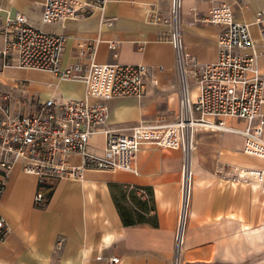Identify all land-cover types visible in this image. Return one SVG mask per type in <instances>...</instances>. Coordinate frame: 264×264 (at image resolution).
I'll return each mask as SVG.
<instances>
[{"label": "crops", "instance_id": "obj_1", "mask_svg": "<svg viewBox=\"0 0 264 264\" xmlns=\"http://www.w3.org/2000/svg\"><path fill=\"white\" fill-rule=\"evenodd\" d=\"M43 2L0 0V5L26 15L35 27L67 37L62 68L87 63L78 43L94 38L99 39L94 61L147 67L142 97L105 100L109 115L103 128L127 134L138 123L174 117L180 80L170 26L164 22L170 17L171 0H108L102 14L95 9L53 25L40 23ZM223 3L230 5L237 22L256 29L250 30L255 50L264 53L254 22L264 0H181L184 52L200 63L216 61L223 27L204 19ZM109 41L119 42L115 50L108 48ZM0 83L27 94L25 102L34 101L31 95L42 90L45 99L84 96L81 82L62 80L48 70L5 68ZM189 93L194 98L195 87ZM194 143L180 264H264V186L235 181L230 172L233 166L264 169V159L244 154L242 138L234 133L199 129ZM104 147L105 136L99 131L89 139L87 152L100 155ZM70 160L78 163L79 157ZM181 167L178 147L149 141L140 142L132 171L85 169L79 180L60 178L41 185L34 174L15 165L0 197V218L8 229L0 240V264H109L111 257L118 258L115 264H172ZM39 192L43 206L34 203ZM113 195L132 210L135 224L123 225Z\"/></svg>", "mask_w": 264, "mask_h": 264}, {"label": "built area", "instance_id": "obj_2", "mask_svg": "<svg viewBox=\"0 0 264 264\" xmlns=\"http://www.w3.org/2000/svg\"><path fill=\"white\" fill-rule=\"evenodd\" d=\"M107 2L44 0L40 23L53 25L67 17L87 16L95 9L102 14ZM180 4L181 0H171L170 17L164 19L170 26V43L175 51L180 80L175 115L171 120L138 123L127 134L103 128L109 115L105 100L142 97L147 67L94 61L95 46L99 42L94 38L78 43L80 55L88 58L87 63L77 62L62 68L61 55L67 37L35 27L26 15L0 5V70H48L62 80L79 81L84 86V96L80 99L50 97L42 102L20 99L15 104L12 92L16 87H4L0 83V197L15 165L25 173L34 174L42 185L60 178L79 180L85 169L132 171L141 141L161 147H178L182 152L180 211L172 264H180L195 132L204 129L238 134L244 154L264 159V69L258 66L249 26L234 19L228 3L211 8L204 20L223 27L217 39L218 57L214 62L200 63L183 50L179 31ZM153 20L160 18L154 16ZM254 22L264 40V8L256 12ZM118 45V41L107 43L111 50ZM187 76L196 83L194 98L188 90ZM99 131L105 136L104 151L100 155L90 154L87 152L89 139ZM75 155L79 157L78 163L70 160ZM230 172L235 181L264 186V169L233 166ZM44 202L42 193H37L35 205L43 206ZM7 232L0 218V240ZM117 262V257L108 261L109 264Z\"/></svg>", "mask_w": 264, "mask_h": 264}, {"label": "rangeland", "instance_id": "obj_3", "mask_svg": "<svg viewBox=\"0 0 264 264\" xmlns=\"http://www.w3.org/2000/svg\"><path fill=\"white\" fill-rule=\"evenodd\" d=\"M250 30H252L253 32H256V29L255 28H250ZM263 41V40H262ZM261 44H263V48H264V41L263 42H261ZM258 54V66H259V68H261L262 67V62H263V59H264V53H260V52H258L257 53ZM263 55V56H262ZM186 82H187V85H188V88H189V90H193L194 89V87H195V89H196V83H194L193 82V80L190 78V76H187L186 77ZM4 87H13L12 85H8V86H4ZM45 90H42V93H41V95H31V98L34 100V101H37V100H44L45 99V96H43V94H45ZM12 97L14 98V99H16V100H20V98H22L23 100H25V99H27L26 97H28V95L27 94H20L19 92H17V91H13L12 92ZM29 98V97H28ZM235 122V121H234ZM232 123V122H231ZM240 126H243V123H240L239 124ZM208 131H216V130H208ZM194 145H195V143H194Z\"/></svg>", "mask_w": 264, "mask_h": 264}, {"label": "trees", "instance_id": "obj_4", "mask_svg": "<svg viewBox=\"0 0 264 264\" xmlns=\"http://www.w3.org/2000/svg\"><path fill=\"white\" fill-rule=\"evenodd\" d=\"M113 199L115 200V204L117 207V210L119 212V215L121 217L122 223L125 226H131L135 224V216L132 213V210L125 205H122L119 203L116 199V197L113 195Z\"/></svg>", "mask_w": 264, "mask_h": 264}, {"label": "bare ground", "instance_id": "obj_5", "mask_svg": "<svg viewBox=\"0 0 264 264\" xmlns=\"http://www.w3.org/2000/svg\"><path fill=\"white\" fill-rule=\"evenodd\" d=\"M187 208H188V205H186L185 214H186Z\"/></svg>", "mask_w": 264, "mask_h": 264}]
</instances>
